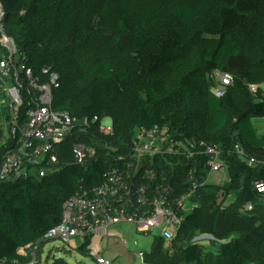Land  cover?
I'll list each match as a JSON object with an SVG mask.
<instances>
[{
  "label": "trees",
  "instance_id": "16d2710c",
  "mask_svg": "<svg viewBox=\"0 0 264 264\" xmlns=\"http://www.w3.org/2000/svg\"><path fill=\"white\" fill-rule=\"evenodd\" d=\"M3 29L22 62L43 83L58 76L52 108L86 118L58 145L60 169L0 185V261L24 262L18 249L55 227L63 202L80 186L97 185L106 170L107 141L122 152L134 129L166 125L221 149L227 179L196 190L167 245L155 237L147 264H264V0H0ZM214 71L233 82L221 97L210 89ZM112 120L114 135L98 133ZM95 139L94 141H92ZM95 145L90 164L73 163L72 145ZM239 145L246 159L234 150ZM188 164L162 168L176 180ZM174 179V178H173ZM181 189L184 185L177 181ZM185 187V186H184ZM231 199V200H230ZM251 205V210L246 206ZM211 238L203 249L193 239ZM93 241L78 251L88 253Z\"/></svg>",
  "mask_w": 264,
  "mask_h": 264
},
{
  "label": "built area",
  "instance_id": "2783aa9c",
  "mask_svg": "<svg viewBox=\"0 0 264 264\" xmlns=\"http://www.w3.org/2000/svg\"><path fill=\"white\" fill-rule=\"evenodd\" d=\"M4 9L0 3V185L30 176L43 177L60 169L58 145L75 129L85 133L89 125L86 118L75 119L66 111L52 108V90L58 86V76L49 74L46 82H39L22 62V54L14 40L3 29ZM210 78L215 82L211 93L221 97L233 82L229 73L214 71ZM253 96H264V84H248ZM98 133L105 137L114 135L112 120L94 118ZM93 139L92 141H94ZM106 170L97 185L80 186L62 204L58 224L36 241L18 249L25 257L19 262L1 260L0 264H45L44 248L51 241L68 244L78 238L86 240H120L121 235L111 228L131 225L136 234L160 237L167 245L174 239L186 214L196 206L193 202L198 188L207 184L221 185L227 179L226 165L221 149L205 140L177 134L166 125L134 129L130 144H121L122 152L107 141ZM234 150L242 160L246 159L237 144ZM73 163L90 164L96 155L95 145L81 142L72 145ZM185 162L189 168L184 177L166 174L165 167ZM174 178V179H173ZM181 181V189L176 185ZM185 186V187H184ZM258 192H264L262 184H256ZM251 205L246 210H251ZM152 244V243H151ZM140 264L145 251L134 241ZM152 245H150L151 247ZM96 264H122L101 255L99 243L96 250L89 249Z\"/></svg>",
  "mask_w": 264,
  "mask_h": 264
},
{
  "label": "rangeland",
  "instance_id": "374dc122",
  "mask_svg": "<svg viewBox=\"0 0 264 264\" xmlns=\"http://www.w3.org/2000/svg\"><path fill=\"white\" fill-rule=\"evenodd\" d=\"M253 125L258 131L259 135H264V119H253ZM231 200V199H230ZM115 233L121 235V241L113 240L110 245L107 246V242L102 240H94L91 249L96 250V245L99 243L101 248V255L108 260H113L122 264H140L137 256L134 254L136 246L134 241L138 242L139 247L144 251L150 250L152 243L151 236H145L142 234H136L135 229L131 225H119L111 228ZM195 243H198L203 249L211 248V238L205 235H198L193 239ZM82 245V242L78 238H72L68 244L51 241L46 244L44 248V254L42 260L46 259L45 264H96L89 253L82 254L78 251V248Z\"/></svg>",
  "mask_w": 264,
  "mask_h": 264
},
{
  "label": "water",
  "instance_id": "95a60500",
  "mask_svg": "<svg viewBox=\"0 0 264 264\" xmlns=\"http://www.w3.org/2000/svg\"><path fill=\"white\" fill-rule=\"evenodd\" d=\"M58 264H61V263H58Z\"/></svg>",
  "mask_w": 264,
  "mask_h": 264
}]
</instances>
